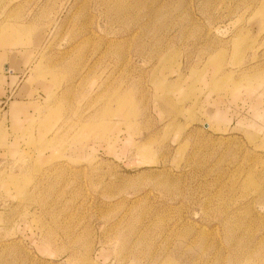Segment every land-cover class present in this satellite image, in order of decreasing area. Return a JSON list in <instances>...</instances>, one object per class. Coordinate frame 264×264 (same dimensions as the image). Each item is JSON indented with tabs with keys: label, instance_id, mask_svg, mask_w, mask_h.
Here are the masks:
<instances>
[{
	"label": "rangeland",
	"instance_id": "1",
	"mask_svg": "<svg viewBox=\"0 0 264 264\" xmlns=\"http://www.w3.org/2000/svg\"><path fill=\"white\" fill-rule=\"evenodd\" d=\"M263 67L264 0H0V264H264Z\"/></svg>",
	"mask_w": 264,
	"mask_h": 264
},
{
	"label": "crops",
	"instance_id": "2",
	"mask_svg": "<svg viewBox=\"0 0 264 264\" xmlns=\"http://www.w3.org/2000/svg\"><path fill=\"white\" fill-rule=\"evenodd\" d=\"M5 70H7L10 73V75H13L12 72L10 70H8L7 68ZM262 91L264 92V86L263 85H262Z\"/></svg>",
	"mask_w": 264,
	"mask_h": 264
}]
</instances>
